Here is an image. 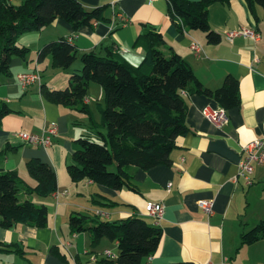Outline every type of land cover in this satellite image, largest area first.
Listing matches in <instances>:
<instances>
[{"label": "crops", "instance_id": "crops-1", "mask_svg": "<svg viewBox=\"0 0 264 264\" xmlns=\"http://www.w3.org/2000/svg\"><path fill=\"white\" fill-rule=\"evenodd\" d=\"M79 1L88 10L107 6L111 22L95 23L76 31L59 19L40 32L23 35L18 44L29 49L27 59L13 58L11 75H0V106L7 104L13 111L0 123V153L6 149L0 167L17 172L25 185L32 188L35 181L26 165L32 159H40L55 170L58 187L47 198L21 192V201L29 199L47 207L48 224L43 228L26 224L0 228V245L10 246L0 253V264L117 261L118 241L105 238L94 246L89 233L71 231L70 218L74 214L95 218L97 210L109 214L107 219L96 217L100 220L119 222L138 217L162 230L158 251L146 258L145 264H264V238L252 244L243 242L245 234L264 222V165L255 166L250 186L239 175L244 148L264 137L263 8H255L257 22L245 0L211 5L210 26L221 40L218 44H209L202 31L181 32L177 28L170 19L167 0ZM118 14L126 18V25L121 24ZM242 27L259 30L261 41L237 38L230 43L225 33ZM150 29L163 34L167 44L162 51L166 55L172 52L181 55L205 88L217 91L229 75L234 76L239 81L241 104L225 109L229 123L219 129L203 111L223 107L207 95L187 97V123L191 132L178 139L171 166L148 171L132 169L134 190L117 191L87 180L74 183L67 168L73 163L75 141L96 136L97 132L106 134L101 113L103 89L95 83L90 85L84 100L89 113L81 114L50 102L42 93L43 86L66 89L71 75L82 70L81 56L89 52L103 56L111 49L131 66H140L145 49L136 42L141 33ZM61 38H73L71 44L77 49V60L67 70L54 68L52 56L38 61L42 48ZM194 40L204 48L202 58L195 57L190 49ZM35 71L40 73V82L23 89L18 75ZM53 125L58 132L52 136L49 147L30 146L19 137L21 133L46 135ZM202 201L214 203L212 216L202 210ZM148 203L165 205L164 217L158 225L147 214ZM107 251L113 257L105 256Z\"/></svg>", "mask_w": 264, "mask_h": 264}, {"label": "trees", "instance_id": "trees-1", "mask_svg": "<svg viewBox=\"0 0 264 264\" xmlns=\"http://www.w3.org/2000/svg\"><path fill=\"white\" fill-rule=\"evenodd\" d=\"M256 21L255 8L264 10V0H245ZM169 16L177 28L199 30L206 34L209 44H218L221 37L212 30L209 7L229 0H167ZM107 6L86 9L79 0H26L16 6L9 0H0V75H11L13 58L26 60L29 49L18 44L20 37L40 32L62 19L74 30L92 27L95 23H109ZM136 44L145 49L142 64L133 67L117 51L108 49L105 55L95 52L81 56L82 70L73 73L64 90L43 86L42 93L50 102L88 114L84 105L92 83L102 87L104 108L102 121L106 134L81 137L75 141L73 163L68 174L74 183L92 181L114 190L133 188L132 169L148 171L158 166H171L177 141L191 129L187 123V97L207 95L224 109L241 103L239 81L229 75L217 91L205 88L197 79L189 63L176 52L166 55L167 44L163 34L155 29L139 35ZM53 58V67L70 69L77 60V49L65 38L52 41L39 52L38 61ZM13 111L7 104L0 106V123ZM6 149L0 153V162ZM115 165L116 170L110 168ZM27 171L35 181L29 188L17 172L0 167V228L10 229L16 224L46 227L48 209L32 200L21 201V192L47 198L57 187L55 170L40 159L27 162ZM74 233L90 234L92 245L105 238L118 241L117 261L108 264H145L144 260L158 251L162 230L150 226L142 218L119 222L103 221L81 214L70 218ZM264 238V222L245 234L243 242L252 244ZM9 245L1 244L0 253ZM22 254L21 250H16ZM54 253L55 250L52 249Z\"/></svg>", "mask_w": 264, "mask_h": 264}, {"label": "built area", "instance_id": "built-area-1", "mask_svg": "<svg viewBox=\"0 0 264 264\" xmlns=\"http://www.w3.org/2000/svg\"><path fill=\"white\" fill-rule=\"evenodd\" d=\"M12 2V0H9ZM117 18L120 20L121 24L126 25L127 20L122 14H118ZM226 39L233 43L237 38H244L251 40L253 42H259L262 39V34L256 28L242 27L237 30L228 31L225 33ZM68 41L72 43L73 38H69ZM190 49L194 53L195 57L202 58L205 55L204 48L197 42L192 41L190 44ZM41 76L39 71L31 73H22L18 75V81L23 89H28L31 86L40 82ZM203 115L212 122L217 128L221 129L229 123V117L224 108H219L215 110L205 109ZM58 128L53 125L46 135L37 136L30 135L26 133H21L19 135L22 142L27 145L34 147H49L52 144V136L56 135ZM264 165V137L257 139L244 148L243 159L240 163L239 175L243 180H245L246 185L250 186L253 184L252 176L255 170V166ZM67 193V192H65ZM200 207L208 215L212 216L214 213V203L211 201L200 202ZM147 214L149 217L155 220V224L158 225L159 221L164 217L165 205L163 203H148ZM96 217L105 218L109 217V214L103 210H97L95 212ZM107 257H113L110 251L105 253ZM207 264H213L208 262Z\"/></svg>", "mask_w": 264, "mask_h": 264}, {"label": "rangeland", "instance_id": "rangeland-1", "mask_svg": "<svg viewBox=\"0 0 264 264\" xmlns=\"http://www.w3.org/2000/svg\"><path fill=\"white\" fill-rule=\"evenodd\" d=\"M24 1H26V0H15V1H12V3L14 4V5H16V6H19V5H21ZM259 31V30H258ZM261 33V32H260ZM16 58V57H15ZM81 69H82V67H81ZM96 104V103H95ZM115 165H113L111 168H110V170L113 172V171H115ZM103 221H106V220H103Z\"/></svg>", "mask_w": 264, "mask_h": 264}]
</instances>
